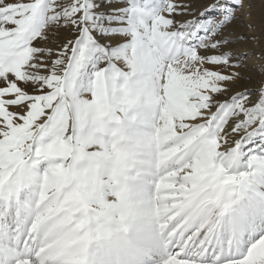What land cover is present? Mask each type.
I'll return each instance as SVG.
<instances>
[{
    "label": "snow or ice",
    "instance_id": "1",
    "mask_svg": "<svg viewBox=\"0 0 264 264\" xmlns=\"http://www.w3.org/2000/svg\"><path fill=\"white\" fill-rule=\"evenodd\" d=\"M252 8L0 0V264H264Z\"/></svg>",
    "mask_w": 264,
    "mask_h": 264
},
{
    "label": "rangeland",
    "instance_id": "2",
    "mask_svg": "<svg viewBox=\"0 0 264 264\" xmlns=\"http://www.w3.org/2000/svg\"><path fill=\"white\" fill-rule=\"evenodd\" d=\"M253 10L255 12V16H253L254 18V21L253 23L255 24L256 26V31L255 33L249 31L246 27H244V24H242V26L238 29V32H242V33H246L247 35L245 37H251L253 35H255L256 37H258V40H250V39H245V40H242L240 42H243V43H255L257 46H259V52H264V33H262L261 31V25H262V21H264V11H262V9H264V5H262L261 3V0H253ZM254 15V14H253ZM258 42V43H257ZM239 42L236 44L235 48L238 47L239 45ZM245 51H243L242 53H244ZM248 54L249 58L247 60V63H249V60H250V56L253 54V53H250V52H245ZM248 71H253L251 69H249ZM256 72V71H255ZM260 71L256 72V73H260ZM250 73H247L246 72V76H249ZM252 82H250L249 80H245L242 82V84L246 85V84H249L251 85ZM254 85V84H253ZM249 89H251L250 87H248Z\"/></svg>",
    "mask_w": 264,
    "mask_h": 264
},
{
    "label": "bare ground",
    "instance_id": "3",
    "mask_svg": "<svg viewBox=\"0 0 264 264\" xmlns=\"http://www.w3.org/2000/svg\"><path fill=\"white\" fill-rule=\"evenodd\" d=\"M252 3H254L253 0H252ZM251 11L254 14L253 16H255L254 10L252 9ZM253 21H254V18L252 19V23H253ZM240 23H241V26H242V24L247 25L249 23V20L247 18L242 17ZM239 33L243 34L244 36L247 35L246 33H242V32H239ZM238 45L239 46L235 48V51H237L239 53H242L243 51L253 53L250 56L251 58L249 60V63H247L248 70L251 69L253 71H251V72L248 71L247 73H250L249 76L252 77L253 81L258 80L260 78V76H259V73H256V72L261 70V65H260V61H259L258 58H259L260 54L262 53V52L258 51L260 49L259 46H257L255 43L251 44V43H248V42H246V43L239 42ZM253 84L254 83H251V85L246 84L245 86L250 87V88H254L255 84L254 85Z\"/></svg>",
    "mask_w": 264,
    "mask_h": 264
}]
</instances>
